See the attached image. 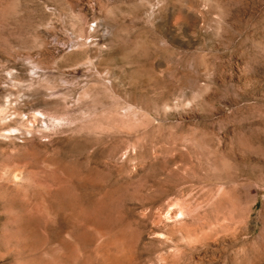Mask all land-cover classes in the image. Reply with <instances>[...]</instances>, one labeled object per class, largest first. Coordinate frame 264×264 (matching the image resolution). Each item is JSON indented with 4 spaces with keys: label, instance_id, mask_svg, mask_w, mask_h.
<instances>
[{
    "label": "rangeland",
    "instance_id": "rangeland-1",
    "mask_svg": "<svg viewBox=\"0 0 264 264\" xmlns=\"http://www.w3.org/2000/svg\"><path fill=\"white\" fill-rule=\"evenodd\" d=\"M0 264H264V0H0Z\"/></svg>",
    "mask_w": 264,
    "mask_h": 264
}]
</instances>
